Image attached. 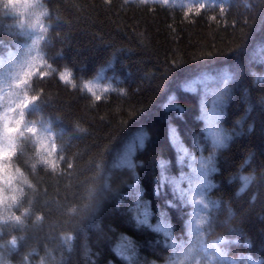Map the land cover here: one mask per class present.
<instances>
[{"label":"trees","instance_id":"trees-1","mask_svg":"<svg viewBox=\"0 0 264 264\" xmlns=\"http://www.w3.org/2000/svg\"><path fill=\"white\" fill-rule=\"evenodd\" d=\"M22 2L0 0L5 64L30 43L9 27L23 18ZM41 2L51 26L50 43L42 45L47 63L57 73L70 70L78 85L90 81L102 98L93 106L89 93L66 86L57 73L33 78L32 87L50 99L28 119L50 121L55 167L39 162L34 169L37 147L31 137L18 135L8 164L27 182L17 177L4 188V264H41L49 252L58 264H168L189 237L193 210L172 181L188 193L181 178L190 158L213 155L199 117L202 102L209 111L213 107L205 89L217 88L225 72L234 79L219 126L230 139L217 150L207 200L218 204L206 211L210 224L203 229L211 244L226 242L219 245L223 264H264V0ZM200 3L206 6L197 11ZM109 87L126 95L103 91ZM170 101L179 107H166ZM77 121L87 132L76 131ZM170 126L191 154L183 163ZM140 134L146 136L143 147L136 140ZM125 154L132 168L121 163ZM243 176L255 179L241 192ZM145 211L146 224L140 222ZM162 225L170 234L157 230ZM64 235L73 237L71 248L63 245ZM13 238L15 251L7 247Z\"/></svg>","mask_w":264,"mask_h":264},{"label":"snow or ice","instance_id":"snow-or-ice-1","mask_svg":"<svg viewBox=\"0 0 264 264\" xmlns=\"http://www.w3.org/2000/svg\"><path fill=\"white\" fill-rule=\"evenodd\" d=\"M109 2V0H105ZM140 3H147L148 0H139ZM161 3H165L166 0H160ZM23 5V18L20 22L14 26L18 30V34L25 35L29 38L30 43L25 44L22 48L18 49L17 53L14 54L11 62L5 64L3 59H0V203H7L8 196L4 193V188H10L13 186L14 181L17 177L24 179L22 174L17 171L16 173L11 172L8 162L12 159L14 150L17 146L18 135L28 136L32 138L33 143L37 147L38 159L33 161V168L35 169L36 164L43 162L46 165L55 167V152L57 151L54 141L55 136L51 131L50 121L44 120L43 118L37 120H29L28 115L30 112L39 113L41 106L48 102L50 97L45 98L43 92L40 89L32 87L33 78L44 79L52 73H57L50 64L47 63L46 57L42 53V45L46 46L50 43L47 37L50 25L45 23V19L49 16L47 7L41 2V0H26L22 2ZM206 5L204 3L199 4V9H203ZM225 9L220 8L221 14ZM210 56L211 53H208ZM174 66L179 67L178 62H174ZM58 80L73 89L77 87L81 91L89 93L93 99V106L95 102L101 100V96L94 90L91 82H85L78 85L74 80L70 70H65L57 73ZM234 79L233 74L225 72L220 80V85L215 88L212 92V109L211 111L207 108L206 101L201 104L200 119L206 122V131L211 139L213 155L207 158L201 157L199 160V166L192 167V175L188 177H182L181 179H187L189 182L188 193H185L183 189L179 187L180 181H172L177 191L180 192L181 197H189L190 203L200 206V211H207L210 208L217 207L218 202L209 201L205 198L207 189L211 188L212 185L209 182V174L214 172V154L215 150L224 148L230 139L229 134L225 132L223 128L219 126L223 114V108L227 103V99L230 95V82ZM264 79V78H261ZM104 92L118 91L120 95H126L123 89L105 88ZM166 107L178 108L172 101ZM130 111V115H131ZM103 119V117L101 118ZM122 124L126 121H121ZM241 123V121H237ZM76 131L80 133L87 132V129L83 128L79 122H75ZM169 136L171 142L175 145L180 162L183 163L186 157H190L189 151L180 142L175 127H169ZM145 134H140L136 137L139 145L143 147L145 143ZM122 164H126L127 167L132 168L133 165L128 158V154H125ZM160 166L163 170L166 168V162L161 161ZM243 181V187L241 192L245 190L248 184L255 179L253 176L241 177ZM105 188H109L107 182H105ZM15 199V196L12 197ZM148 212H144V219L141 223H147ZM6 219V217H4ZM37 223L40 219L37 218ZM16 223L20 227H24V223L20 217H16ZM206 224H210L208 215H200L197 212L193 219L189 221V232L199 233ZM157 230H163L166 234H170V229L166 225L158 227ZM20 240L23 237L19 238ZM73 237L71 235H64L62 242L64 246L71 248V241ZM226 243L224 240L214 241L211 245L205 247L206 252H211V255L207 257V264H223L225 253L221 250L219 245ZM17 238H13L8 242L7 247L11 251L17 249ZM4 245H0L3 248ZM175 248V243L173 244ZM35 252L29 253L34 255ZM58 264L55 257L51 252L46 257L41 258V264ZM0 264H4V257L0 255ZM229 264H237L236 261H231Z\"/></svg>","mask_w":264,"mask_h":264},{"label":"clouds","instance_id":"clouds-1","mask_svg":"<svg viewBox=\"0 0 264 264\" xmlns=\"http://www.w3.org/2000/svg\"><path fill=\"white\" fill-rule=\"evenodd\" d=\"M20 7L23 9V5ZM207 245L211 242L206 230L189 232L188 239L173 250L168 264H207V257L211 255L210 251L204 250Z\"/></svg>","mask_w":264,"mask_h":264},{"label":"rangeland","instance_id":"rangeland-1","mask_svg":"<svg viewBox=\"0 0 264 264\" xmlns=\"http://www.w3.org/2000/svg\"><path fill=\"white\" fill-rule=\"evenodd\" d=\"M262 78H264V73H263V75H262ZM263 81H264V79H262ZM212 89V88H211ZM211 89H205L206 90V92H205V96H208V95H212V90ZM199 161H197V162H195L194 164H191L190 166H188V169H187V175H186V177H188V176H191L192 175V167L193 166H195V167H198L199 166V163H198ZM216 165V163L214 162V166ZM183 180V179H182ZM182 180H181V183H182ZM187 180V179H186ZM187 182H188V180H187ZM209 182H210V178H209ZM189 183V182H188ZM206 198V197H205ZM197 212H199V214L200 215H205V211H200V206H197V205H195V211H194V214H193V216L194 215H196L197 214ZM224 261H225V258H224Z\"/></svg>","mask_w":264,"mask_h":264},{"label":"bare ground","instance_id":"bare-ground-1","mask_svg":"<svg viewBox=\"0 0 264 264\" xmlns=\"http://www.w3.org/2000/svg\"><path fill=\"white\" fill-rule=\"evenodd\" d=\"M119 151H121V149ZM128 158L130 159V157H128ZM123 165H126V164H123Z\"/></svg>","mask_w":264,"mask_h":264}]
</instances>
